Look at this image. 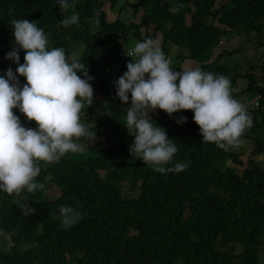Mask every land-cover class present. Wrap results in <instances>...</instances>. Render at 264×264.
<instances>
[{"label": "trees", "instance_id": "obj_1", "mask_svg": "<svg viewBox=\"0 0 264 264\" xmlns=\"http://www.w3.org/2000/svg\"><path fill=\"white\" fill-rule=\"evenodd\" d=\"M119 2L68 0L74 6L63 9L60 0H0V76L9 69L6 56L15 47L12 21L36 22L51 47L63 48L66 57L73 45H84L77 59L92 77L94 106H99V97L109 111L97 127L85 125L95 135L99 127L105 129L104 146L90 145L92 138L82 137L78 142L89 145L82 153L68 152L54 165L38 162L41 172L35 182L45 187L54 184L60 191L57 198L43 199L38 190L25 189L21 195L28 197L34 214L24 216L19 206L23 201L0 191V237L13 234L17 244L0 254V264H263L264 167L257 157L264 156V62L261 84L248 69L242 74L236 63L226 59L220 63V58L234 52L223 51L211 60L214 47L233 35L264 44V0H138L131 5L134 15L128 22L111 21L106 6L115 8ZM180 5L178 12L170 11ZM73 13L78 14L76 24L57 27ZM131 36L139 42L160 38L168 59L170 45L185 49L186 58L199 63L202 71L229 78L234 99L256 97L252 127L241 137L251 142L250 151L239 153V147L224 151L202 142L191 111L169 116L157 109L149 115L178 149L165 167L176 163L187 167L161 174L130 155L135 133L129 134L123 124L131 97L122 103L115 81L127 71L130 58L124 54V44ZM183 58L179 55L175 60ZM174 61L171 67L183 71ZM256 66L249 65L251 70ZM77 75L83 78L82 73ZM239 79L247 81L241 93L235 91ZM18 80L20 86L26 83L24 77ZM13 112L23 125V114L18 109ZM181 118L186 122L178 123ZM23 126L35 129L36 124L28 121ZM243 159L247 166L239 171ZM128 184L131 192L137 191L136 197L123 195ZM64 205L82 213L67 229L59 218ZM53 212L56 219L50 215ZM25 241L31 247L20 251ZM228 244L232 246L225 251Z\"/></svg>", "mask_w": 264, "mask_h": 264}, {"label": "clouds", "instance_id": "obj_2", "mask_svg": "<svg viewBox=\"0 0 264 264\" xmlns=\"http://www.w3.org/2000/svg\"><path fill=\"white\" fill-rule=\"evenodd\" d=\"M73 6L68 0H60L63 9ZM181 7L173 6L170 11L176 13ZM77 22L78 14L73 13L57 27L67 28ZM12 36L15 47L6 59L19 66L15 74L9 68L0 76V191L19 197L23 201L19 205L21 212L28 216L34 214V209L28 206V197L22 196V192L27 189L33 193L45 187L35 182L41 172L38 162L57 163L68 152L84 150L76 142L80 138L95 140V133L81 123L80 116L86 104L88 107L93 104V88L87 66L76 57L69 62L63 48L50 50L44 29L36 22L13 20ZM18 50L25 53L23 64H19ZM125 55L130 62L115 85L116 96L122 103H128L131 97L123 124L129 134L135 133L131 135L134 141L130 155H136L161 174L179 173L187 167L184 163L165 167L178 149L149 115L157 109L169 116L191 111L202 142L213 143L224 151L240 147L241 137L252 127V119L238 101L243 96L233 98L229 78L200 68L175 71L159 42L150 37L135 42ZM186 56L183 60L188 59ZM77 73H82L83 78ZM18 77L25 78L23 86ZM13 109H18L27 121L35 122V129L24 127L28 122L22 125ZM185 122V118L178 121ZM50 215L57 218L54 212ZM59 218L67 229L82 218V213L64 205L59 208Z\"/></svg>", "mask_w": 264, "mask_h": 264}, {"label": "rangeland", "instance_id": "obj_3", "mask_svg": "<svg viewBox=\"0 0 264 264\" xmlns=\"http://www.w3.org/2000/svg\"><path fill=\"white\" fill-rule=\"evenodd\" d=\"M137 3H138V0H131V1L120 0L118 6H116L115 8H113L112 5L108 3L105 11L109 14V19L111 21H116L118 18H120L124 22H128V20H130L134 15V10L131 8V5L132 4L136 5ZM135 20L137 21V19ZM209 24H212V23L209 21ZM156 40L160 43V38H157ZM137 41L138 40H136L134 37L131 36V39L129 40V42L124 44V47H125L124 54ZM48 47L50 50L52 49L50 44L48 45ZM83 48H84L83 44L73 45L71 52L69 56L67 57L68 60L71 61L73 57L78 58ZM214 48L215 49L213 51V59L211 60V62H214L216 59H218V57L222 55L223 51H227L229 53L234 52L232 57L229 56L225 58L224 57L220 58V63L226 62V60L230 61L229 63L231 64L236 63L238 69H240L242 74H244V72L248 69V71L252 72V74L257 78L258 82L262 84L261 76L263 74V70L261 69L260 64L264 62V44L259 45L258 43L253 41V38L247 40L243 36L233 35L230 38L223 39L222 42L219 43V45ZM23 52H24L23 50H18L19 57L21 56V53ZM170 53H171L170 60H173V61L177 58V56L187 54L185 49L176 48L172 45H170ZM23 63H24V59H22V64ZM195 63L196 62L190 59H186V60L181 59V60H178V62L177 60H175L173 62L175 67L181 68L183 70H186L189 68H198V65H196ZM252 63L258 64V66H256L257 68H255L254 70H251V68L249 67V65ZM7 65H8V68H11L13 70V73L14 71H16V68L18 67L15 62L9 59L7 60ZM246 86H247V81L239 79L237 87H236V91L237 92L244 91ZM242 96L243 97L238 99V101L241 102L245 106L247 112L252 117L251 110H253L256 107L257 98L256 97L246 98V96L244 95ZM99 99L101 98L99 97L97 98V101H99L98 107H95L94 103L90 107H88L86 104V107L88 108L87 109L84 108L82 110L80 116H81V123H83L84 125L91 126V127H97L101 123V121H104V119L107 118L109 111L104 106L105 100L100 101ZM27 122L28 121L25 118L23 123L27 124ZM76 142L79 144H82L84 146V150L87 149L89 146L86 142H78V141ZM105 144H106L105 129L99 127V133L95 135V140L94 138L91 139L90 145L104 146ZM250 149H251V142L242 141V144L237 149V151L239 153H243L244 151L249 152ZM79 153H82V152H79ZM257 159L259 160L261 165L264 167V156L260 155L257 157ZM54 164H51V165H54ZM246 166H247V162H245V160L243 159L242 167H238L237 169L239 171H242L243 169L246 168ZM102 175L106 177L108 173L102 172ZM126 186L128 188H126L123 191V195L128 196V197H136L137 191L131 192L129 190V184ZM38 192L42 193L43 199H48V200H54L60 195L59 189L55 187L54 184H51V183H49L47 187H44V189L38 190ZM12 237H13V234L4 235L0 237V254L9 253L10 248L17 246V244L14 245ZM231 246L232 245L230 244L226 245L225 251L230 250ZM30 247H31L30 242L25 241L24 243H21L19 245V250L27 251L28 248ZM241 252H242V248L239 246L236 247L235 254L239 256ZM261 262L264 264V248H263V252L261 255Z\"/></svg>", "mask_w": 264, "mask_h": 264}]
</instances>
